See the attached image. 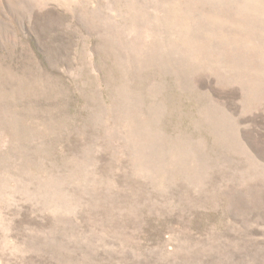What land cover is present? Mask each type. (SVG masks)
I'll return each mask as SVG.
<instances>
[{"label": "rangeland", "instance_id": "obj_1", "mask_svg": "<svg viewBox=\"0 0 264 264\" xmlns=\"http://www.w3.org/2000/svg\"><path fill=\"white\" fill-rule=\"evenodd\" d=\"M0 264H264V0H0Z\"/></svg>", "mask_w": 264, "mask_h": 264}]
</instances>
